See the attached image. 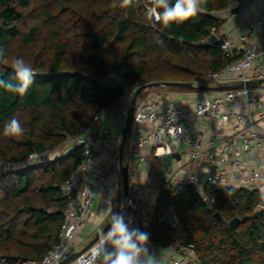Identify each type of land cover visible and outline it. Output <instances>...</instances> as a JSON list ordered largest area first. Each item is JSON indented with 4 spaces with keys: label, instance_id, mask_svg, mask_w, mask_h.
<instances>
[{
    "label": "trees",
    "instance_id": "1",
    "mask_svg": "<svg viewBox=\"0 0 264 264\" xmlns=\"http://www.w3.org/2000/svg\"><path fill=\"white\" fill-rule=\"evenodd\" d=\"M241 1L207 0L205 11L165 25L155 20L149 0L126 7L121 0H0V47L7 61L0 62V79L14 76L16 58L36 73L23 96L0 87V164L15 166L0 170V264L41 261L58 241L64 185L85 157L81 148L49 154L120 103L126 89L153 81L204 82L239 59L224 52L223 37L203 43L225 22L216 13ZM13 117L24 132L5 136ZM32 154L42 161L29 163ZM160 193L153 215L160 246L193 245L198 264H264L263 190L163 182ZM170 208L179 219L175 227L163 222ZM237 216L241 222L233 227Z\"/></svg>",
    "mask_w": 264,
    "mask_h": 264
},
{
    "label": "built area",
    "instance_id": "2",
    "mask_svg": "<svg viewBox=\"0 0 264 264\" xmlns=\"http://www.w3.org/2000/svg\"><path fill=\"white\" fill-rule=\"evenodd\" d=\"M263 25L264 11L245 23L244 32L239 35L238 40L243 43L249 41L256 29ZM237 42L233 37L223 38L222 48L224 52L233 54ZM208 78L220 81L236 78L239 82L264 79V43L261 48L253 45L246 47L239 59L220 72L211 73ZM257 89L243 87L221 90L212 97L198 100L192 110H187L173 103L160 110L156 100H146L137 104L132 128L136 139L131 148V156L136 162L133 167L129 168L127 200L122 214L126 220L131 221V227L148 234L149 251L155 254L159 260L157 253L161 246L153 239V220L145 203L146 186H142L137 180L140 169L146 162V157L142 152L143 147L152 143L155 149L152 158H155L165 153H172L178 146L185 145L192 160L199 162L208 160L210 162V169L203 181L198 173L185 175L167 173L163 177L162 183L180 186L188 183L196 185L207 183L219 186L226 177L224 164L229 162L232 167L238 170V179L246 177L249 183L256 185L259 189L264 188V162L253 165L250 163L254 148L264 147V127L261 124L264 122V101L256 97ZM135 90L126 89L120 98V101H123L121 110L123 126L120 133L116 134L110 127H101L98 124L104 111L102 110L94 117L88 129L79 136L68 137L65 142L69 148H81L85 158L64 185L67 195L64 223L58 233L57 243L39 261V264H57L72 253L76 236L87 223L103 181L107 177H112L110 189L122 183L121 146L124 127ZM237 99H244L249 109L254 105L257 109L258 118L252 114L238 116L234 109L225 112L224 106L227 103L235 102ZM193 116H206L215 120L219 130L232 116H237V122L234 126L236 138L232 139L228 135L220 134L208 136L202 132H195ZM147 122L153 126L150 130L145 125ZM217 144L221 145L219 162L215 161V152L212 150ZM207 146L210 149H206ZM34 156L39 157L38 154H32L30 158L32 159ZM245 165L249 166L248 170L242 169ZM120 201V198L106 197L103 199L102 205L117 212ZM95 243L69 264H94L97 261L92 254ZM165 248L172 251L169 264L199 263V253L193 245H170Z\"/></svg>",
    "mask_w": 264,
    "mask_h": 264
},
{
    "label": "crops",
    "instance_id": "3",
    "mask_svg": "<svg viewBox=\"0 0 264 264\" xmlns=\"http://www.w3.org/2000/svg\"><path fill=\"white\" fill-rule=\"evenodd\" d=\"M234 7H238V12H235L233 10ZM263 11L264 0H242L241 2L234 4L229 9L217 12L216 15L219 18L225 20L223 26L217 34L218 37L235 38L238 42L237 47L234 48V53H236L238 56L240 55V57L243 55L246 47L248 46L253 45L257 48H261L264 43V25L259 26L256 29L255 34L250 37L249 41L243 43L238 39L239 35L244 32L245 23L251 19L256 18ZM210 81L215 82L207 85L231 84L239 82L236 78H230L226 81H220L217 79H212ZM257 88L258 91L256 93V97L264 101V84ZM217 92L218 91H207L198 89H179L162 85L143 91L141 93L144 94L143 99L141 101H139L138 99V103L146 100H156L159 103L160 110H163L167 105L171 103L177 106L184 107L187 110H192L198 100L205 97H212ZM122 107L123 101H120V103H118L117 105L104 109L100 116L98 124L101 127H110L116 134L120 133L123 126V118L121 114ZM232 109L236 111L238 116H247L249 114H252L255 118H258L256 107L253 105L249 109L244 99H237L235 102L227 103L224 106L225 112H230ZM193 122L195 132H202L207 134L208 136L220 134L228 135L232 139L236 138L234 126L237 122V116H232L229 121L224 123V127L220 130L218 129L216 121L209 119L206 116H193ZM261 124L264 127V122H262ZM145 125L148 130L153 127L149 122L145 123ZM135 139L136 135L133 131V133L131 132L130 136L126 141V145L128 144V142L130 143L129 157H127L125 154L126 145L124 147V163H129L130 167H133L136 162L135 159L131 156V148L135 143ZM207 148L210 149L209 146H207L206 149ZM212 150L215 152V161L219 162V158L221 156V145L217 144ZM154 151L155 149L152 143H148L143 147L142 152L143 155L146 157V162L141 167L139 176L137 178V180L142 186H146L145 203L149 213L150 210L154 207L152 205V202L155 201L154 196L159 194H157V191L161 192L162 179L167 173L177 175H185L187 173H198L203 181L206 177L207 172L210 169V162L208 160H205L203 162L192 160L185 145H180L173 150V152H177L180 157L173 158L172 170H169V168L163 163H158L155 158H152ZM161 156L159 157L161 158ZM262 162H264V147L254 148L252 157L250 158V163L253 165ZM248 168V165L242 167L243 170H248ZM224 169L226 170V177L218 187L237 186L258 188L256 187V185L249 183L246 177H241L240 179H238V170L232 167L229 162L224 164ZM112 180V177H107L103 181V184L100 189L98 190V197L95 199L94 204L91 208V213L88 217L87 223L76 236L75 243L73 246V252L79 251L87 243H89L95 233L99 229L107 225V223L110 221L112 213H116L115 211H111L110 209L102 205V201L106 197L121 199L123 196L122 183L114 188H109L112 183ZM203 186V183L197 185L199 190H202ZM261 190L264 191V188H262ZM150 216L153 220V214H150ZM157 255L160 258L162 264H169L172 256V251L161 246ZM21 264H39V261L23 260L21 261ZM94 264H100V261L97 260Z\"/></svg>",
    "mask_w": 264,
    "mask_h": 264
},
{
    "label": "clouds",
    "instance_id": "4",
    "mask_svg": "<svg viewBox=\"0 0 264 264\" xmlns=\"http://www.w3.org/2000/svg\"><path fill=\"white\" fill-rule=\"evenodd\" d=\"M132 3L133 0H121V7ZM153 3L156 20L168 25L205 11L207 0H153ZM0 62H7L3 47H0ZM11 66L14 76L9 80L0 79V87L23 96L33 84L36 73L23 58L14 59ZM23 132V126L15 117L4 125L5 136H19ZM148 240V234L131 227V221L126 220L123 214L112 213L110 227L107 232L101 229L93 246V258L100 264H161L157 256L149 251Z\"/></svg>",
    "mask_w": 264,
    "mask_h": 264
},
{
    "label": "water",
    "instance_id": "5",
    "mask_svg": "<svg viewBox=\"0 0 264 264\" xmlns=\"http://www.w3.org/2000/svg\"><path fill=\"white\" fill-rule=\"evenodd\" d=\"M233 10L235 12H238L239 9L238 7H234ZM219 41H220V38L218 37V35L213 33L210 36V38L203 43V45L209 46L212 44H218ZM262 84H264V79H250L247 81H240L238 83L218 84V85H207V84L197 85L194 81H191V80H166V81H153V82H149V83L139 86L134 92V95L131 101L129 115L127 117L125 127H124V137H123L122 146H121V163H122L121 182H122V187H123V196L120 201V207L115 214H122L126 206L127 190L129 186L130 164L124 163V147L126 145V141L128 137L130 136L132 132L138 99H139L140 94L143 91L153 88V87L162 86V85L168 86V87L179 88V89H198V90H207V91L208 90L221 91V90H230V89L243 88V87L257 88V87H260ZM175 157L176 158L180 157L177 152L165 153L161 156V161L165 166L169 168V170H172V160ZM204 200L208 204L209 208L212 209L213 201L209 198H205ZM261 208H263L262 204L258 206L256 211H259ZM214 214L217 218H222L219 211H216ZM163 222L171 227H175L178 224L179 219L176 215L174 208H170L166 212V214L163 217ZM240 222H241V219L240 217L237 216L230 221V225L233 227H236ZM109 227H110V221L107 223V225H105L101 229L106 231ZM101 229H99L95 233V235L89 241V243H87L82 249H80L79 251H74L70 253L67 257H65L63 260H61L57 264H69L70 262L75 260L80 254L85 252L88 248H90L97 241Z\"/></svg>",
    "mask_w": 264,
    "mask_h": 264
},
{
    "label": "rangeland",
    "instance_id": "6",
    "mask_svg": "<svg viewBox=\"0 0 264 264\" xmlns=\"http://www.w3.org/2000/svg\"><path fill=\"white\" fill-rule=\"evenodd\" d=\"M149 1H153V0H149ZM213 82H215V81H210V79H208V80H205L204 82H199V81H196L195 83L197 84V85H199V84H211V83H213ZM209 93H211V92H209ZM214 93V92H213ZM143 95L144 94H141V96L139 97V101H141L142 99H143ZM132 133H133V129H132ZM68 150H69V146L67 145V143H64L63 145H61L55 152H57V153H55V152H53V153H50L49 155L50 156H55V155H61V154H63V153H66V152H68ZM129 153H130V143L128 142V144L126 145V148H125V154H126V156L127 157H129ZM52 154V155H51ZM51 158V157H50ZM40 161H42V159H41V157L39 156H34L30 161H29V163H38V162H40ZM44 161V160H43ZM15 166H12L11 164H8V165H6V164H0V170H10V169H12V168H14ZM159 193V194H158ZM157 194L158 195H156V196H154V200L155 201H153L152 202V205L154 206L151 210H150V214L152 215H154V213H155V209H156V207L158 206V204H159V201H160V195H161V193L160 192H158L157 191Z\"/></svg>",
    "mask_w": 264,
    "mask_h": 264
}]
</instances>
